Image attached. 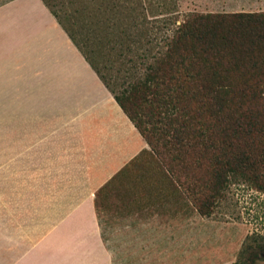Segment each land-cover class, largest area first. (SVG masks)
<instances>
[{
	"label": "trees",
	"instance_id": "obj_1",
	"mask_svg": "<svg viewBox=\"0 0 264 264\" xmlns=\"http://www.w3.org/2000/svg\"><path fill=\"white\" fill-rule=\"evenodd\" d=\"M42 1L198 213L228 183L263 176L264 15L188 14L150 56L147 0H62L61 16ZM113 56L132 63L123 79ZM250 240L236 264L264 261V237Z\"/></svg>",
	"mask_w": 264,
	"mask_h": 264
},
{
	"label": "crops",
	"instance_id": "obj_2",
	"mask_svg": "<svg viewBox=\"0 0 264 264\" xmlns=\"http://www.w3.org/2000/svg\"><path fill=\"white\" fill-rule=\"evenodd\" d=\"M0 113L33 209L0 216V264H115L96 196L148 146L42 0L0 5ZM130 220L135 238H174L153 218Z\"/></svg>",
	"mask_w": 264,
	"mask_h": 264
},
{
	"label": "rangeland",
	"instance_id": "obj_3",
	"mask_svg": "<svg viewBox=\"0 0 264 264\" xmlns=\"http://www.w3.org/2000/svg\"><path fill=\"white\" fill-rule=\"evenodd\" d=\"M8 1L0 0V5ZM61 1H50L59 16L64 3ZM144 6L145 23L141 30L144 39L140 53L150 56L161 49L188 14L264 15V0H147ZM160 8L165 14L175 12L160 16ZM113 57L116 62L104 63L101 70L104 65L106 69L111 65L114 71H121L118 75L121 79L128 76L125 70L132 66L128 57ZM131 70L142 71L137 63ZM103 74L107 82L115 84L113 78L109 80L115 73ZM11 132L14 133L15 128H5L4 134ZM1 133L0 128V216L15 215L17 211L32 214V207H24L31 201L32 194L18 186L16 144H2ZM109 185L107 190L97 194L96 208L104 242L114 254L115 264H236L242 245H253L250 238L254 235L264 237V171L254 182L228 183L218 198L203 202L208 204L203 210L205 214L197 212L149 147ZM17 201H21V207ZM145 217L169 228L174 238L158 240L153 235L146 240L139 239L138 235L135 238L136 232L129 229L130 218L144 221ZM150 226L155 228V223ZM135 245L147 246L148 253L131 256L130 246Z\"/></svg>",
	"mask_w": 264,
	"mask_h": 264
}]
</instances>
